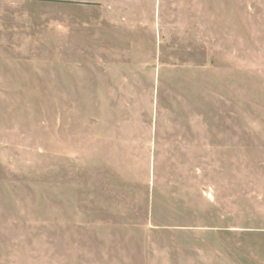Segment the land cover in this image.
Returning a JSON list of instances; mask_svg holds the SVG:
<instances>
[{"label": "rangeland", "instance_id": "rangeland-1", "mask_svg": "<svg viewBox=\"0 0 264 264\" xmlns=\"http://www.w3.org/2000/svg\"><path fill=\"white\" fill-rule=\"evenodd\" d=\"M0 264H264V0H0Z\"/></svg>", "mask_w": 264, "mask_h": 264}]
</instances>
